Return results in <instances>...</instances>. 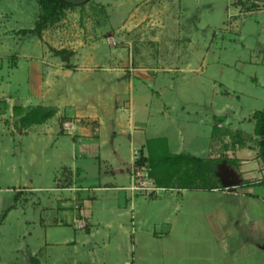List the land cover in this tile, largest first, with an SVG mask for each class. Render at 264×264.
<instances>
[{
	"label": "rangeland",
	"instance_id": "1",
	"mask_svg": "<svg viewBox=\"0 0 264 264\" xmlns=\"http://www.w3.org/2000/svg\"><path fill=\"white\" fill-rule=\"evenodd\" d=\"M100 1L105 5L93 2L91 7L84 4L66 8L53 21L58 29L72 31L73 40L86 46L80 54L85 68L69 76L53 75L51 95L61 94L69 99L72 94V99L80 100L82 105L89 100L101 109L114 100L116 92L118 102L130 93L134 108L143 112V118L145 113L151 114L153 126L146 134H166L173 143L179 142L181 136L183 149L190 144L204 147L207 124L201 121L206 115L209 122L217 125L220 118L212 119L213 113L226 115L235 109L240 111L237 120H241L248 118L251 111L263 109V91L259 92L253 79L254 75L264 79V67L254 64L264 56L258 13H240L235 18L233 15L238 11L231 0H164L163 7L136 0ZM244 2L246 11L264 7L259 3L261 0ZM153 7H156L154 20L149 15ZM29 24L18 17L7 23L17 27ZM73 46L64 48L65 67L75 66L68 58L78 53ZM247 46L252 47L251 51ZM31 51L36 56L39 48ZM63 58L59 54V63ZM131 78L136 88L130 91ZM234 89L245 94L237 99ZM145 98L149 101L146 107ZM244 124L251 126L247 120ZM228 130L230 136L237 131ZM111 135L106 128L104 138ZM215 141L219 144L218 154L209 158L213 149L206 148L207 156L201 155L206 161H222L228 156L222 151L221 142ZM236 146L237 141L228 138L225 147ZM105 166L108 168V164ZM216 167L222 172L223 164L217 162ZM254 171L256 176H251L249 182L263 179L262 160ZM2 174L9 175L4 165L0 166ZM224 181L219 178L210 184L215 187L200 188L213 190L202 193L200 202L191 196L177 198L179 208L166 200L173 194L179 197L181 192L177 188L137 194L147 202L137 205L132 225L137 227L139 219L146 221L142 229L136 228V234L133 228L122 233L114 215L102 211V221L109 222L111 228L100 224V233L84 245L81 240L86 238L85 232L78 231L76 248L72 247V241L69 245L53 244L72 238L75 232L71 226L62 222L47 225L54 217L69 222L71 201L66 203L68 208L56 212L53 192H27L20 196L6 219L0 221V264H34L29 260L32 254H36L41 264H264V186L250 188L258 196L244 198L245 189ZM13 194L0 191V213L13 203ZM166 217L178 223L170 236L165 235ZM43 221L47 222L45 226ZM90 222L96 226L94 217ZM85 223L87 227L89 224Z\"/></svg>",
	"mask_w": 264,
	"mask_h": 264
},
{
	"label": "crops",
	"instance_id": "2",
	"mask_svg": "<svg viewBox=\"0 0 264 264\" xmlns=\"http://www.w3.org/2000/svg\"><path fill=\"white\" fill-rule=\"evenodd\" d=\"M136 1H145V3L148 2V5L164 6V0ZM244 1L246 0L240 2L231 0L232 7L238 11H235L233 16L236 18L240 13H258L260 19L257 21V25L259 34L263 37L264 52V7L259 8L258 6L256 10L246 11L243 9ZM93 2L105 5L100 0H90L85 5L91 7L94 5ZM259 3L264 4V0ZM155 9L156 7L150 9L153 14H149L153 15V20L155 19ZM40 11L36 0H0V166L4 165L9 174L6 177L3 174L0 175L2 178L0 183L4 186L0 185V191H13L14 193L13 203L6 206L3 217H1L3 213H0V221L6 219L7 214L15 208L16 202L23 194L50 191L54 193L55 203L53 206L56 212L68 208L69 203H66L71 201L72 206L68 210L71 218L69 222H64V219L59 218L58 220L54 217L48 224L43 221L44 226L46 224L57 225L62 222L71 226L75 232L72 238L53 242V244L69 245V241H72V247L76 248L77 236L80 234L78 231L85 232L86 238L81 240V244L84 245L90 241V238L100 233V224L105 228H111L109 222L102 221V211L114 215L117 227L122 233L129 232L133 228L136 234V228L142 229L146 221L139 219V221L137 220L139 225L134 227L132 213L134 212L136 215L137 205L147 201L127 189L130 184L132 155L134 151L138 150L147 156L146 142L148 139L156 137L166 139L167 148L171 153L182 152L201 157V155L207 156L208 150L206 153L205 150L211 147L213 150L211 155L209 154V158L218 154L216 148L219 147V144L215 141L217 139L222 144V151L228 156L225 160H217L218 164H223L222 172L219 173L216 167L215 172L206 173L204 179L210 182L218 181L219 178L225 179L224 182L229 181L225 184L245 189L242 193L244 198L258 196L250 191V188L264 186V184H260L259 180L249 182L251 176H256L254 170L257 162L261 161L257 147L258 136L254 132L255 120L252 118V114L256 110L251 111L248 118L243 117L241 120H237L236 116L240 114V111L235 109L226 115L213 113L212 119L220 118L217 125L209 122L206 115V118L201 121L207 124L204 147L190 144L184 147L186 149H183L181 136L179 142L173 143L166 134L154 136L146 134V131H150L153 126L151 114L145 113L144 119L141 115L143 112L134 108L133 96L130 93H127L126 98L119 103L117 101L119 93L116 92L114 100L106 107L103 105L101 109L89 100H86L82 105L80 100L72 99V94L69 99L61 94L51 95V91L54 90L50 87L54 83L53 75L69 76L75 74V71L85 68L83 54H80L86 45L82 41L73 40L75 34L72 31L60 30L54 23L44 27L40 34L35 31L25 32L24 30L34 28ZM230 13L228 17L231 18L232 14ZM12 17H18L22 21L27 20L30 24L18 27L16 25L8 26L7 23ZM14 21L18 20L14 19ZM73 44L75 45L73 50L78 49V53L69 55L68 58L75 66L65 67L67 56L62 55L64 62L59 63V54L54 50L74 47ZM36 48H39V52L35 56L31 50ZM248 48L251 51L252 47ZM254 64L264 67V56ZM109 68L114 69L113 66ZM108 79L119 81V79L115 80L116 78ZM253 79H255L259 92L263 91L261 95L264 97V81H262L264 79L259 80L257 75H254ZM128 87L130 91L136 88L132 78L128 80ZM260 89L262 90L260 91ZM233 93L237 99H240V95L245 94L243 91L237 92L235 89ZM144 100L146 107L149 101L147 98ZM169 117L171 118V116L165 118ZM235 120L238 121L237 124ZM246 120L251 123V126L244 124ZM106 128L112 133V137L107 139L104 138ZM228 129L237 130L236 134L232 133L230 136L231 131ZM230 137L237 141L236 148L225 147ZM251 141L255 144H252ZM171 146L173 147L171 148ZM207 161L217 165L215 160L208 159ZM106 164H108V168L105 166ZM90 165L97 166V169L96 167L91 168ZM47 167L49 168L47 169ZM262 173L261 177L264 176L263 171ZM200 176V174L193 176L190 180L177 172L174 176H163L169 184L158 186L180 190L179 197H175L173 194L166 199L172 201L173 206L176 204L179 208L181 205L177 198L183 199L184 196L185 198L191 196L193 200L200 202L202 193L213 192L212 189H200L208 186L212 188V185H204ZM241 181H248L249 184L241 183ZM75 204H79L77 210L74 209ZM75 212L80 213L87 220L89 225L86 229L74 226ZM93 217L95 227L90 222ZM174 220V222H170V218L166 217L165 230L168 233L165 235L170 236L177 226V220ZM30 256L36 258L40 263L36 254Z\"/></svg>",
	"mask_w": 264,
	"mask_h": 264
},
{
	"label": "trees",
	"instance_id": "3",
	"mask_svg": "<svg viewBox=\"0 0 264 264\" xmlns=\"http://www.w3.org/2000/svg\"><path fill=\"white\" fill-rule=\"evenodd\" d=\"M40 6V14L35 22V26L31 30L40 34L41 30L49 23H53L64 10L69 7L83 6L90 0H75L70 2L66 0H36ZM54 50V49H53ZM55 53L64 55L66 50H54ZM252 118L255 120L254 132L258 136L257 147L258 155L264 163V108L253 112ZM148 155L142 156V160H146L150 166V175L155 179L157 185H167L168 181L163 176H174L180 173L186 179H192L193 176L201 175L204 185H210V181H206L205 174L208 172H215L216 163L206 161L201 157L194 156L188 153H171L166 145V139L163 137H156L148 139L146 142ZM143 155V154H142ZM249 184L248 181L244 182ZM259 183H264V178L259 180ZM251 184V183H250ZM213 187V186H212ZM215 187V186H214ZM204 188V187H203ZM206 188H211L210 186ZM5 213L1 215L3 217ZM31 263L40 264L39 261L30 256Z\"/></svg>",
	"mask_w": 264,
	"mask_h": 264
},
{
	"label": "built area",
	"instance_id": "4",
	"mask_svg": "<svg viewBox=\"0 0 264 264\" xmlns=\"http://www.w3.org/2000/svg\"><path fill=\"white\" fill-rule=\"evenodd\" d=\"M257 2V1H255ZM132 165L130 167V184L127 186L134 194L150 195L157 192L163 191L165 187L158 186L155 179L150 175V166L148 162L144 159L139 151H134L132 155ZM264 168V163H263ZM79 204L74 205V209L77 210ZM85 219L80 215V213L75 212L73 218V224L76 228H85Z\"/></svg>",
	"mask_w": 264,
	"mask_h": 264
},
{
	"label": "water",
	"instance_id": "5",
	"mask_svg": "<svg viewBox=\"0 0 264 264\" xmlns=\"http://www.w3.org/2000/svg\"><path fill=\"white\" fill-rule=\"evenodd\" d=\"M66 1L75 2V0H66Z\"/></svg>",
	"mask_w": 264,
	"mask_h": 264
}]
</instances>
